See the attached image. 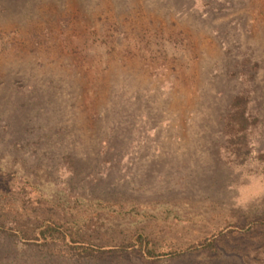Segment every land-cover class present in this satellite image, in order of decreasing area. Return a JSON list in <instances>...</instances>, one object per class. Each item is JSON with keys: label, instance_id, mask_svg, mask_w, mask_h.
<instances>
[{"label": "rangeland", "instance_id": "1", "mask_svg": "<svg viewBox=\"0 0 264 264\" xmlns=\"http://www.w3.org/2000/svg\"><path fill=\"white\" fill-rule=\"evenodd\" d=\"M0 264H264V0H0Z\"/></svg>", "mask_w": 264, "mask_h": 264}, {"label": "trees", "instance_id": "2", "mask_svg": "<svg viewBox=\"0 0 264 264\" xmlns=\"http://www.w3.org/2000/svg\"><path fill=\"white\" fill-rule=\"evenodd\" d=\"M244 101H246V99H243ZM247 102V101H246ZM54 233V230L52 229V227H47L45 229V231L42 232L43 235V241L45 244L50 243V241H55L54 238H52V235ZM49 235V237H48ZM51 239V240H49ZM142 237L139 236L137 238V241L134 242L133 244H129L127 246H122L119 249H112V250H104V249H100V248H94V247H83V246H77L76 248H73V250L75 251V254L78 255L79 258H83V259H87V258H91V257H95L97 255H102V254H110V253H117V252H126L129 250H133V249H137L136 247H138L143 255L148 258V259H154V254L153 252H151L148 248H145L143 246V241H142ZM138 243V244H137ZM200 247H205V248H212L213 245L212 243H205V244H201ZM199 247H190L188 249V251H193L195 249H198ZM176 256V255H175Z\"/></svg>", "mask_w": 264, "mask_h": 264}]
</instances>
